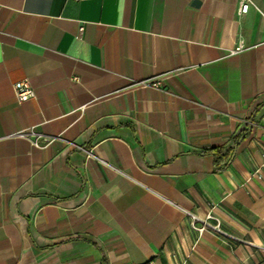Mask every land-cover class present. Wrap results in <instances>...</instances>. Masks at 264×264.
Listing matches in <instances>:
<instances>
[{
	"label": "crops",
	"instance_id": "0c3cea01",
	"mask_svg": "<svg viewBox=\"0 0 264 264\" xmlns=\"http://www.w3.org/2000/svg\"><path fill=\"white\" fill-rule=\"evenodd\" d=\"M249 2L0 0V264H264V0ZM22 80L35 100L16 101ZM28 128L60 140L9 137ZM208 203L237 240L191 231L185 211Z\"/></svg>",
	"mask_w": 264,
	"mask_h": 264
},
{
	"label": "built area",
	"instance_id": "2783aa9c",
	"mask_svg": "<svg viewBox=\"0 0 264 264\" xmlns=\"http://www.w3.org/2000/svg\"><path fill=\"white\" fill-rule=\"evenodd\" d=\"M238 10L237 14L239 16L245 15L249 8H250V2L249 0H238ZM82 27L79 28V33H81ZM244 47L240 43L235 50V52H239L243 50ZM138 86L141 87H150V88H159L160 87V81L159 80H145L137 83ZM13 91L14 96L17 102H25L31 99H36V93L33 89V87L30 85L28 80H22L19 82H16L13 85ZM9 137H18L21 139L26 140L32 147L43 149L47 145L53 143L56 140H60V137H53V136H47L40 132H37L34 128H28L27 130L21 131L14 136ZM78 150L82 151L89 157H93V154L91 151H87L84 148L80 146H75ZM102 162V161H101ZM104 163V162H102ZM254 169L251 173V177L257 181H261L264 179V152L261 153L260 158L258 161L254 162L253 164ZM118 171V170H117ZM119 173L123 174L122 172L118 171ZM124 175V174H123ZM209 210L205 214L203 218H199L195 216L194 214L185 211L186 216L189 220V226L193 233H195L198 237H201L205 232H210L215 236L220 237L221 239H225L227 241H235L237 240L233 235L226 232L220 220L216 217L214 210L217 208L216 205L213 203H208Z\"/></svg>",
	"mask_w": 264,
	"mask_h": 264
},
{
	"label": "trees",
	"instance_id": "16d2710c",
	"mask_svg": "<svg viewBox=\"0 0 264 264\" xmlns=\"http://www.w3.org/2000/svg\"><path fill=\"white\" fill-rule=\"evenodd\" d=\"M242 135L244 136V135H246V133H245V134H241V135H239L238 138H237V140H235V143L240 139V137H241ZM222 162H223V160H222Z\"/></svg>",
	"mask_w": 264,
	"mask_h": 264
}]
</instances>
